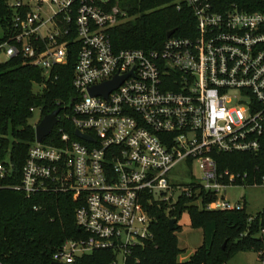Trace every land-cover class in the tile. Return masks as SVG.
<instances>
[{
    "label": "built area",
    "instance_id": "obj_1",
    "mask_svg": "<svg viewBox=\"0 0 264 264\" xmlns=\"http://www.w3.org/2000/svg\"><path fill=\"white\" fill-rule=\"evenodd\" d=\"M174 3L193 10L194 28L145 50L112 43V29L131 20L125 0H7L12 31L0 41V60L20 57L47 80L75 54V102L63 118L73 131L58 127L59 115L49 137L30 143L20 177L9 157L0 160V190L65 193L77 202L82 236L62 243L53 262L110 250L109 264H127L132 248L153 238L149 207L169 211L181 196L202 205V194L214 195L207 210L245 206L219 197L246 174L220 172L215 153L264 149V13L217 11L210 0ZM116 77L124 80L107 96L91 94ZM180 164L188 181L172 177ZM257 256L264 264V245Z\"/></svg>",
    "mask_w": 264,
    "mask_h": 264
},
{
    "label": "trees",
    "instance_id": "obj_2",
    "mask_svg": "<svg viewBox=\"0 0 264 264\" xmlns=\"http://www.w3.org/2000/svg\"><path fill=\"white\" fill-rule=\"evenodd\" d=\"M174 1L125 0L131 20L112 29V43L117 48L160 49L168 31L175 29L176 35H188L194 28L193 10L186 6L178 10ZM210 1L217 11L236 5L246 11L264 13V0ZM12 15L7 0H0V41L11 35ZM77 49L76 45L74 50L77 52ZM74 67L75 54H70L66 64L54 67L50 77L44 80L39 67L20 57L0 60V160L9 157L17 177H20L29 145L36 137L35 126L30 123L34 110L39 109L43 118L61 108L58 127L65 125L66 130L73 131L70 122H64L63 118L72 113L75 102ZM44 81L46 86L36 92L34 86ZM55 133L56 130L53 135ZM215 159L220 172L246 174V180L240 178L234 185L263 184L264 149L258 154L215 153ZM202 195V205L193 203L192 197L181 196L169 211L164 203L150 206V215L154 217L153 238L133 247L127 264H228L239 252L262 248L264 209L256 216L247 213L246 206L240 211L207 210L203 205L215 197ZM76 205L71 194L51 193L28 198L22 191L0 190V264H53L54 252L62 243L82 236L76 225ZM184 212L190 215L191 227L202 230L204 241L190 259L183 262L179 256L185 249L179 246L177 231L182 227L178 222ZM172 217L177 218V222L170 230ZM114 258L110 250H95L70 264H109Z\"/></svg>",
    "mask_w": 264,
    "mask_h": 264
},
{
    "label": "rangeland",
    "instance_id": "obj_3",
    "mask_svg": "<svg viewBox=\"0 0 264 264\" xmlns=\"http://www.w3.org/2000/svg\"><path fill=\"white\" fill-rule=\"evenodd\" d=\"M5 59V56H2ZM42 89L41 86L36 84L34 90L36 92ZM41 120L40 110H34L33 117L30 120L34 126ZM193 173L195 176H200V170L197 165L193 166ZM174 179L178 178L184 181L190 179V172L185 164L178 165L172 172ZM226 196L228 200L235 204L242 202L246 206V212L252 216H256L259 211L264 209V183L257 184V186L249 185H230L226 187L220 194L222 198ZM179 224L182 226L178 232V243L180 248L185 249V252L179 256L180 261H187L196 251V248L202 245L204 241V233L201 229H196L190 225V215L187 212L182 214ZM264 237V236H263ZM121 260V257L119 258ZM228 264H260L258 261L256 250H247L235 254Z\"/></svg>",
    "mask_w": 264,
    "mask_h": 264
},
{
    "label": "water",
    "instance_id": "obj_4",
    "mask_svg": "<svg viewBox=\"0 0 264 264\" xmlns=\"http://www.w3.org/2000/svg\"><path fill=\"white\" fill-rule=\"evenodd\" d=\"M175 32V29H172L168 31L167 36H171ZM123 77H116L113 81L104 82L102 84H99V86H94L90 88V92L93 95H99L102 94L104 96H107L111 90L116 88L122 81ZM61 108H56L50 113H48L46 116H44L38 124L35 126V133H36V139L38 141H43L45 138L49 137V135L52 133L54 126L59 121V113L61 112ZM76 134L81 137L88 140H93L91 136L88 134H82L80 131L76 130ZM177 222V218L172 217L169 221V227L170 230L175 228V223ZM53 264H61L56 261L53 262Z\"/></svg>",
    "mask_w": 264,
    "mask_h": 264
}]
</instances>
